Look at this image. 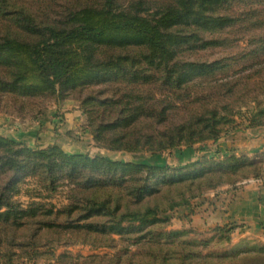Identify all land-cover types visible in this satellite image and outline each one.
<instances>
[{
	"label": "trees",
	"instance_id": "16d2710c",
	"mask_svg": "<svg viewBox=\"0 0 264 264\" xmlns=\"http://www.w3.org/2000/svg\"><path fill=\"white\" fill-rule=\"evenodd\" d=\"M250 2L264 0H0V101L21 115L28 103L35 119L78 94L95 144L129 153L263 127L264 9L246 11ZM240 28L263 31L242 51L189 57ZM251 177H264L260 154L149 165L0 134V264H264L261 240L207 253L210 240L165 229L167 212ZM76 245L91 252L67 249Z\"/></svg>",
	"mask_w": 264,
	"mask_h": 264
},
{
	"label": "crops",
	"instance_id": "0c3cea01",
	"mask_svg": "<svg viewBox=\"0 0 264 264\" xmlns=\"http://www.w3.org/2000/svg\"><path fill=\"white\" fill-rule=\"evenodd\" d=\"M62 103L54 108L49 107L44 115L33 120L9 121L8 118L1 117L0 134L31 148L56 144L67 153H92L90 140L85 138L86 141L81 142L69 136L74 134L71 129L82 123V120L79 122L80 114L76 102L70 100ZM237 133H241L243 146L237 145L230 137L231 133H227L222 138H225L223 144L228 149L221 148L222 152L231 150L235 151V154H264V126L237 130L232 132V135H238ZM222 138L216 141L220 147ZM197 205L196 224L201 230L215 225H233L238 228L235 233L237 238L258 237L264 242V177H251L236 186L222 185L207 192Z\"/></svg>",
	"mask_w": 264,
	"mask_h": 264
},
{
	"label": "rangeland",
	"instance_id": "374dc122",
	"mask_svg": "<svg viewBox=\"0 0 264 264\" xmlns=\"http://www.w3.org/2000/svg\"><path fill=\"white\" fill-rule=\"evenodd\" d=\"M245 9H246V11L263 10L264 9V2H250L245 6ZM261 31H263V29L255 30V31H249V32L243 31L242 28H240L238 31H236L235 29H233V30L225 29L221 32H218L215 36H219L220 40L226 38L227 42H225L224 44H222L218 47L207 49V50H204V51L199 52L197 54H191L189 57L191 59L210 61V60L222 57L227 53H236V52L242 51V50L247 49L249 47V44H248L249 36L252 35L253 33L261 32ZM86 92H88V90H86ZM77 96H79V95L71 93V94H69V96H67L63 100L59 101L58 104L52 103L49 106L54 108L55 105L59 106V104H61L62 102H67V101H70L71 99L77 100L76 99ZM5 100H7V98H2V100L0 101V104H3ZM42 102L44 104L45 103H51V100L46 99V100H43ZM18 106H19V102H10L7 100V106L0 110V112H1L0 118L6 117L9 119V121L14 120V119L23 120V121H27L28 119L33 120L32 117H27V116H29V113H30L28 103H26V102L24 103V110H26L25 115H21L20 112H17ZM76 106L79 107L78 105H76ZM77 109H78V112L80 114L79 122L82 120V123H80L76 127H73L71 129V131H73L74 134L71 133V134H69V136L74 137V139H76V140H81V142L86 141V140H88V141L90 140L91 144L94 148V149L93 148L90 149V152H92V153H89V154L92 156L103 155V156H107L111 159H117V160H122V161L140 162V163H146L149 165L171 164V165H179L180 166V165H186V164L193 162L197 159L206 160V159H219V158H221L224 155V153H227V152L221 151V148H225V145L223 144V141L225 140V138H222V137H225L227 133L229 135L231 133L230 137H232V140H234L237 145L239 144V145L243 146V144H244V140L240 136L241 133H237L238 135H232V132H235L237 130L229 129L228 131L223 133L222 136L219 138V139L222 138V140L220 141L221 147L218 144H216V141L219 140L218 139L216 141L209 140V141H205L202 143H197V144L192 145V146L181 145V146L175 147L173 149H168V150L162 151L161 153H156V154L150 153L149 151L129 153V152H125L122 150H109V149H105V148L100 147V146L95 144L90 130L84 124V112L80 108H77ZM18 115H21L22 117H25V118H22ZM183 115H184V111L181 110L180 108H178L175 113H173L172 115L169 116L167 121L177 122L181 119V117ZM0 122H2V121H0ZM245 123H246V121L243 122V125H242L243 127L240 128L239 130L246 129V127H244ZM169 124L170 123H166V125H169ZM84 130H87V132H84ZM85 138H86V140H85ZM225 149H228V148H225ZM228 152L235 153V151H231V150H229ZM86 153H88V152H86ZM239 154H242V153H239ZM244 154H246V153H244ZM247 155H249V154H247ZM251 155H253V154H251ZM262 156L264 158V154ZM205 194L203 196H205ZM200 198H202V197H199V199H196L192 203V205L189 207L179 208L177 210H174L173 212H167L165 215L170 219V222L165 227V229L169 230V231H171V230L172 231L188 230L189 235L193 238L210 240L211 242L205 247V250H204L207 253H223V252L232 250L236 247L242 246L245 240L258 239V237L237 238L235 233H237L238 228L236 229V227H234L233 225H215V226H213L207 230H201L200 226H198L196 224V222H197V218H196L197 214L196 213H198V212H196V207L198 206L197 204L200 201ZM218 226H223L226 228L228 235H229L228 241H226L224 239H218L217 238L218 231H216L215 228ZM258 240H255L256 243ZM67 249L72 251L73 253L87 254V253L91 252V250L87 246L76 245V246H71ZM63 250H65V248H60V249H58L57 253L62 252Z\"/></svg>",
	"mask_w": 264,
	"mask_h": 264
}]
</instances>
